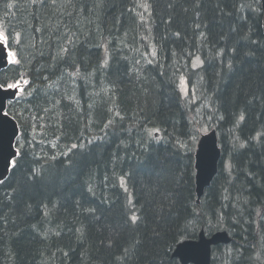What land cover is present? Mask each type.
<instances>
[{
    "label": "trees",
    "instance_id": "trees-1",
    "mask_svg": "<svg viewBox=\"0 0 264 264\" xmlns=\"http://www.w3.org/2000/svg\"><path fill=\"white\" fill-rule=\"evenodd\" d=\"M262 17L260 0H0L18 50L0 84L28 80L8 107L24 146L0 184V264H179L200 229L232 238L210 264H264ZM180 75L221 149L199 203Z\"/></svg>",
    "mask_w": 264,
    "mask_h": 264
},
{
    "label": "water",
    "instance_id": "water-1",
    "mask_svg": "<svg viewBox=\"0 0 264 264\" xmlns=\"http://www.w3.org/2000/svg\"><path fill=\"white\" fill-rule=\"evenodd\" d=\"M261 2L264 29V0H261ZM9 51L7 45H0V72L12 65L8 63ZM24 81L22 83L19 82L22 91L28 84H25ZM26 81L28 80L26 79ZM22 91L0 88V183L8 177L13 160L18 156L14 144L20 134L17 122L6 113L7 103L8 101H14ZM217 143L216 132L212 130L207 134L201 135L197 144L194 154L196 203H199L205 189L210 185L217 173L221 154ZM230 241L231 238L225 231H219L210 237H206L204 230L201 229L197 239L186 240L177 244L171 254V258L179 260L180 264H210L212 247L228 244Z\"/></svg>",
    "mask_w": 264,
    "mask_h": 264
},
{
    "label": "rangeland",
    "instance_id": "rangeland-1",
    "mask_svg": "<svg viewBox=\"0 0 264 264\" xmlns=\"http://www.w3.org/2000/svg\"><path fill=\"white\" fill-rule=\"evenodd\" d=\"M10 47L12 49H15L16 51H18L17 47H16V45L14 43H11ZM24 50L25 49H23V51ZM200 65H201V61H200L199 58H195L193 60L192 64H191L193 69L198 68V66H200ZM17 73H18V71L17 72L13 71L11 73L12 74V78H10L9 81L6 82V83L16 81L15 74H17ZM20 73H22L21 69H20ZM13 75H14V77H13ZM181 77L183 78V84H181ZM178 87L180 89V93H181L182 97L187 102L190 121L193 124V130H194V132H195V134L197 136V140H198V138L200 137L201 133H206V132H208L210 130V129L207 130V128L209 126V123L211 122L210 116H209L210 109L208 108V103L206 104V106H203L200 103L199 98H197V94H196L195 88L188 85L187 78L185 77V75H180L179 81H178ZM182 89H185V90H182ZM202 124L205 126L203 129L201 128ZM32 127H33V130L30 132L31 135L35 132L34 134H35L36 141L37 142L38 141H42L41 140L42 139L41 132L35 131L36 129L34 128V126H32ZM201 131H204V132H201ZM22 140H23V138L20 137L17 142L20 145H22V143H23ZM197 140L195 142V148H196ZM20 142H22V143H20ZM22 146H24V143H23ZM17 148L20 150L19 147H17Z\"/></svg>",
    "mask_w": 264,
    "mask_h": 264
},
{
    "label": "snow or ice",
    "instance_id": "snow-or-ice-1",
    "mask_svg": "<svg viewBox=\"0 0 264 264\" xmlns=\"http://www.w3.org/2000/svg\"><path fill=\"white\" fill-rule=\"evenodd\" d=\"M145 7H147L145 5ZM8 43V36L7 34H5V32L3 30H0V45H7ZM154 54V53H153ZM8 63L10 64H15L18 63V61L15 59V53L9 51L8 52ZM105 63H107V61L105 60ZM195 66V65H194ZM25 84L28 83V81H24ZM181 84H183V78L181 77ZM0 88H3L4 90H8V89H17L18 91H22L20 88V83L19 81L17 82H13V83H6V84H0ZM185 90V89H182ZM241 119H243V116H241ZM152 131H159L158 129H153L149 132V135H151ZM73 147H75V145H73ZM15 164V161H13V165ZM138 218L133 215L132 216V221L136 222Z\"/></svg>",
    "mask_w": 264,
    "mask_h": 264
},
{
    "label": "bare ground",
    "instance_id": "bare-ground-1",
    "mask_svg": "<svg viewBox=\"0 0 264 264\" xmlns=\"http://www.w3.org/2000/svg\"><path fill=\"white\" fill-rule=\"evenodd\" d=\"M133 6V5H132ZM129 10H130V8H129ZM142 11V10H141ZM157 15V14H156ZM123 17V16H122ZM130 18V17H129ZM128 18V19H129ZM149 21V20H148ZM132 22V21H131ZM124 23H125V21H124ZM154 30V29H153ZM160 33V32H159ZM135 42V41H134ZM119 49V48H118ZM121 49V48H120ZM146 49V48H145ZM131 53V52H130ZM162 54V53H161ZM124 64V63H123ZM117 65H118V63H117ZM61 66V65H60ZM31 70V69H30ZM114 71V70H113ZM117 72V71H116ZM114 74V73H113ZM153 76V75H152ZM161 77V76H160ZM180 77V76H179ZM179 79V78H178ZM108 83H110V82H108ZM116 84V83H115ZM89 92V91H88ZM31 98V97H30ZM90 98H91V96H90ZM63 106V105H62ZM45 109V108H44ZM63 110V109H62ZM45 111V110H44ZM63 115H64V113H63ZM65 117V116H64ZM125 117V116H124ZM130 118V117H129ZM63 119V118H62ZM105 120V119H104ZM84 121V120H83ZM161 123V122H160ZM37 125V124H36ZM77 126V125H76ZM104 127H105V125H104ZM115 127V126H114ZM118 127V126H117ZM128 128V127H127ZM126 128V129H127ZM60 130V129H59ZM56 131V130H55ZM127 134V133H126ZM81 136V135H80ZM79 145V144H78ZM113 146V145H112ZM78 149V148H77ZM76 149V150H77ZM113 150V149H112ZM115 151V150H114ZM112 152V151H111ZM108 157V156H107ZM101 159V158H100ZM117 161V160H116ZM106 163V162H105ZM128 163V162H127ZM113 164V163H112ZM101 165V164H100ZM113 167V166H112ZM127 168V167H126ZM107 170V169H106ZM113 170V169H112ZM115 172H116V170H115ZM112 173V172H111ZM84 177V176H83ZM112 178V177H111ZM93 182V181H92ZM109 191V190H108ZM91 194H93V193H91ZM77 200V199H76ZM93 200V199H92ZM91 200V201H92ZM90 202V201H89ZM110 202V201H109ZM88 208V207H87ZM82 210H83V207H82ZM77 214V213H76ZM72 217V216H71ZM77 218V217H76ZM77 232H78V230H77ZM72 234V233H71ZM64 236H65V234H64ZM70 240V239H69ZM72 244V243H71Z\"/></svg>",
    "mask_w": 264,
    "mask_h": 264
}]
</instances>
